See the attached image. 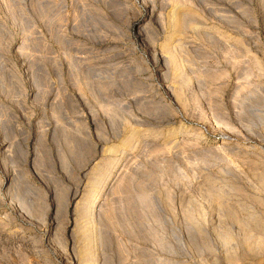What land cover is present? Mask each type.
I'll list each match as a JSON object with an SVG mask.
<instances>
[{"label":"rangeland","instance_id":"1","mask_svg":"<svg viewBox=\"0 0 264 264\" xmlns=\"http://www.w3.org/2000/svg\"><path fill=\"white\" fill-rule=\"evenodd\" d=\"M0 264H264V0H0Z\"/></svg>","mask_w":264,"mask_h":264}]
</instances>
